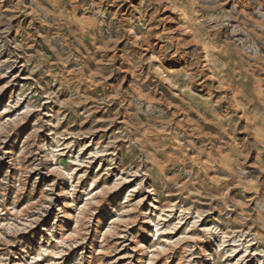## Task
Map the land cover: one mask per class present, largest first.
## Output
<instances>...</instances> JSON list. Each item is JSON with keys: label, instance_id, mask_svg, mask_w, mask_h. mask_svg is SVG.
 Here are the masks:
<instances>
[{"label": "rangeland", "instance_id": "1", "mask_svg": "<svg viewBox=\"0 0 264 264\" xmlns=\"http://www.w3.org/2000/svg\"><path fill=\"white\" fill-rule=\"evenodd\" d=\"M0 264H264V0H0Z\"/></svg>", "mask_w": 264, "mask_h": 264}]
</instances>
